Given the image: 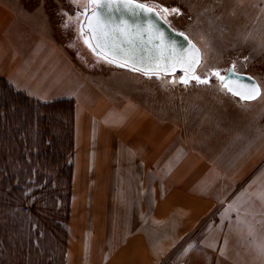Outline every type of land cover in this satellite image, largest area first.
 I'll use <instances>...</instances> for the list:
<instances>
[{"label":"crops","instance_id":"0c3cea01","mask_svg":"<svg viewBox=\"0 0 264 264\" xmlns=\"http://www.w3.org/2000/svg\"><path fill=\"white\" fill-rule=\"evenodd\" d=\"M223 1L222 41L259 66L264 0ZM37 20L0 0V76L40 101L75 102L65 264H264V178L252 190L227 177L176 121L98 86Z\"/></svg>","mask_w":264,"mask_h":264},{"label":"rangeland","instance_id":"374dc122","mask_svg":"<svg viewBox=\"0 0 264 264\" xmlns=\"http://www.w3.org/2000/svg\"><path fill=\"white\" fill-rule=\"evenodd\" d=\"M5 1L24 12L37 13V22L47 24L49 36L68 49L102 89L119 96L134 97L152 113L180 124L188 144L220 164L227 177L241 184L248 183L252 190L256 187L253 185L254 177L264 178V40L258 43L256 49L259 66L246 56L248 49L245 45L235 52L233 49L236 48L231 49L230 42H223V16L227 10L223 0H144L168 9L171 22L189 33L200 45L203 58L198 73L201 80L208 81L207 84L196 80L185 84L179 76L145 75L118 67L96 55L80 30L81 19L91 6L88 0ZM172 9L177 12L171 13ZM217 12L220 14L219 30H215L216 38L214 46L211 42L209 54V30L213 38L212 22ZM235 45L232 43V46ZM232 65L239 72L258 68L255 75L263 89L257 99L243 100L233 95L224 88V81L212 75L216 71L224 76ZM39 139L34 137L29 142L31 147L40 145ZM49 144V140L44 142L42 149H47ZM20 145L0 138V149L16 150ZM7 157H10L9 160ZM12 161L20 166L26 165L25 160L17 158V155L11 157V152H6V160L1 164ZM27 162L29 166L40 163L32 156ZM67 162L71 163V155ZM51 163V159L41 161V167L46 170L41 169L39 173H35L33 167L32 174H25V183L20 181L24 179V174L22 176L20 172V179L15 181V185L9 183L11 179L4 180L3 174H0V216L5 221L4 228H1L4 246L0 251V264H38L56 254L59 264H63L68 235L66 215L70 174L68 170L67 175L61 176L58 170H53L55 165ZM29 195L31 200L27 205L22 204L23 196L27 198ZM40 198L44 201L33 217L31 228L26 230L19 222L18 207L28 211ZM58 220L63 221V226L56 225Z\"/></svg>","mask_w":264,"mask_h":264},{"label":"water","instance_id":"95a60500","mask_svg":"<svg viewBox=\"0 0 264 264\" xmlns=\"http://www.w3.org/2000/svg\"><path fill=\"white\" fill-rule=\"evenodd\" d=\"M136 3L154 8L159 16L130 17L124 14L122 17L121 13L113 10L111 18L108 19L109 13L102 14L96 4H91L80 24L89 48L96 55L118 67L125 65L122 68H139L141 69L139 72L144 74L147 72V75L174 77L178 70H183L179 77L180 81L182 77L191 81L193 80L191 77L199 76L198 68L203 58L200 45L189 33L171 22L169 13L162 11L166 8L144 0H136ZM117 28H121L129 35L134 34L137 29L147 28L148 32L142 39L138 38L134 44L128 45L121 42L124 37L112 34ZM196 59L199 63L194 65L193 70L190 64ZM224 77L234 91L240 92L243 96L253 95V86L259 88L260 95L262 93V86L253 75L239 72L233 65Z\"/></svg>","mask_w":264,"mask_h":264},{"label":"trees","instance_id":"16d2710c","mask_svg":"<svg viewBox=\"0 0 264 264\" xmlns=\"http://www.w3.org/2000/svg\"><path fill=\"white\" fill-rule=\"evenodd\" d=\"M75 102L73 99H61L51 102H43L28 95L14 87L10 82L0 76V138L5 140L15 141L20 143V147L16 150L0 149V174H3L4 180L11 179L9 183L15 185V181L20 179V172L24 179L20 180L22 183L26 181V173H33V167L36 169L35 173H39L41 169L45 171V167H41V161L45 158L51 159V165L58 170L60 175H67L69 170V196L66 222L68 226L70 197L72 188L73 165L68 164L67 158L72 154L74 148V124H75ZM34 137L40 138L37 147H31L29 142L34 140ZM50 141L47 149H42L44 142ZM46 145H44L45 147ZM6 152H11V157L17 155L21 160H25V164L20 166L14 161L8 164H1L6 160ZM32 156L39 164H28V157ZM10 158V157H9ZM7 157V160H9ZM27 162V163H26ZM45 165V164H44ZM40 166V168H38ZM51 166V167H52ZM50 169V168H48ZM19 178V179H18ZM61 184V182H59ZM63 195L62 192L60 194ZM31 200V195L23 196L22 204L27 205ZM43 198L38 199L34 203V208L24 211L22 206L18 207L19 222L22 223L24 229H30L33 224V217L37 215L39 206L43 202ZM2 208H0V213ZM63 219V218H62ZM5 221L0 216V251L4 246V240L1 237V228H4ZM57 226H63V221L58 220ZM67 245V242H66ZM65 245V251H66ZM66 255V252H65ZM65 255L64 262L65 264ZM58 255L47 259L46 262L38 264H59ZM44 260V259H43Z\"/></svg>","mask_w":264,"mask_h":264},{"label":"snow or ice","instance_id":"6c2138e0","mask_svg":"<svg viewBox=\"0 0 264 264\" xmlns=\"http://www.w3.org/2000/svg\"><path fill=\"white\" fill-rule=\"evenodd\" d=\"M73 2H75V0H73ZM88 3L96 4L97 8L101 11L102 14L105 12L109 13L108 19L111 18V13L113 12V10L115 12L121 13L122 17L124 14H127L130 17L131 16H138V15L159 16V13L156 12L154 8L147 7L145 4L136 3V0H103V2H101V0H88ZM162 11H164L165 13H169L168 9H162ZM176 12H177L176 9L171 10V13H176ZM161 18H163V17H161ZM147 32H148L147 28H144L143 30L137 29L134 34L129 35L128 33L124 32L121 28H117L112 34L116 35V36L124 37V39H122L121 42L126 43L128 45H132L135 43L136 39H138V38L142 39L143 36ZM181 35H183V34L181 33ZM185 39H187V38L185 37ZM97 47H99V45H97ZM198 63H199L198 59L194 60L190 64V68H192L194 70V65L198 64ZM120 66L123 67L125 65H120ZM131 70L132 71H141V69L135 68V67H133ZM147 74L148 73L145 72V75H147ZM212 75L218 77L221 81H224L223 86L228 92L232 93L233 95L241 96L242 99L254 100L260 95L259 88L253 86L252 92L254 94L243 96V95H241L240 92L234 91V89L227 82L226 78L224 76H220L219 72H213ZM191 79L196 80L198 83H202V84L208 83V81L206 79L201 80L199 76H193V77H191ZM181 82L187 84L189 82V80L187 78L182 77Z\"/></svg>","mask_w":264,"mask_h":264},{"label":"built area","instance_id":"2783aa9c","mask_svg":"<svg viewBox=\"0 0 264 264\" xmlns=\"http://www.w3.org/2000/svg\"><path fill=\"white\" fill-rule=\"evenodd\" d=\"M183 74V70H178L174 76H181Z\"/></svg>","mask_w":264,"mask_h":264},{"label":"flooded vegetation","instance_id":"af4514ba","mask_svg":"<svg viewBox=\"0 0 264 264\" xmlns=\"http://www.w3.org/2000/svg\"><path fill=\"white\" fill-rule=\"evenodd\" d=\"M91 7V6H90ZM90 9V8H89ZM86 14V13H85ZM85 14L83 15V17L85 16ZM82 17V18H83ZM82 20V19H81ZM80 30H81V28H80ZM81 34H82V36H83V38H84V40H85V36H84V34H83V32L81 31ZM86 41V40H85Z\"/></svg>","mask_w":264,"mask_h":264},{"label":"bare ground","instance_id":"6f19581e","mask_svg":"<svg viewBox=\"0 0 264 264\" xmlns=\"http://www.w3.org/2000/svg\"><path fill=\"white\" fill-rule=\"evenodd\" d=\"M180 77V76H179ZM176 78H178V77H176Z\"/></svg>","mask_w":264,"mask_h":264}]
</instances>
